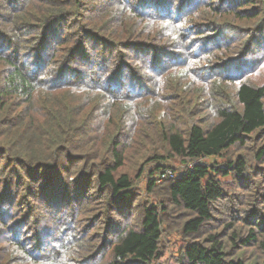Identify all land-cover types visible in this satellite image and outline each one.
Listing matches in <instances>:
<instances>
[{
	"label": "trees",
	"instance_id": "1",
	"mask_svg": "<svg viewBox=\"0 0 264 264\" xmlns=\"http://www.w3.org/2000/svg\"><path fill=\"white\" fill-rule=\"evenodd\" d=\"M0 264H264V0H0Z\"/></svg>",
	"mask_w": 264,
	"mask_h": 264
},
{
	"label": "built area",
	"instance_id": "2",
	"mask_svg": "<svg viewBox=\"0 0 264 264\" xmlns=\"http://www.w3.org/2000/svg\"><path fill=\"white\" fill-rule=\"evenodd\" d=\"M174 174V171L172 169H165L163 173H161L160 177L161 178H164L166 176H169V175H173Z\"/></svg>",
	"mask_w": 264,
	"mask_h": 264
},
{
	"label": "rangeland",
	"instance_id": "3",
	"mask_svg": "<svg viewBox=\"0 0 264 264\" xmlns=\"http://www.w3.org/2000/svg\"><path fill=\"white\" fill-rule=\"evenodd\" d=\"M175 238H176V235H173V236H172V239L174 240Z\"/></svg>",
	"mask_w": 264,
	"mask_h": 264
}]
</instances>
